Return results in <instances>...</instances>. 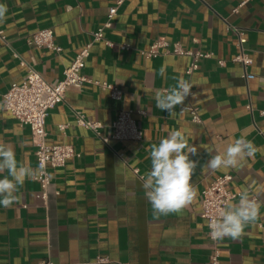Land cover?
I'll return each mask as SVG.
<instances>
[{
	"label": "crops",
	"instance_id": "obj_1",
	"mask_svg": "<svg viewBox=\"0 0 264 264\" xmlns=\"http://www.w3.org/2000/svg\"><path fill=\"white\" fill-rule=\"evenodd\" d=\"M126 0L104 36L113 45L96 41L81 72L88 78L116 84L121 99L85 83L69 87L62 101L48 112L46 141L72 144L79 156L51 168L45 195L35 179L18 189L13 206L0 205V264H208L214 244L200 215L201 190L217 175L232 174L230 189L248 190L259 205L258 218L239 238L217 242L220 264H264V0ZM114 0H0L6 18L0 22V139L10 144L18 161L36 169L35 145L28 125L3 107L11 82H21L27 67L49 83L62 78L82 44L106 18ZM224 20L230 29H224ZM43 27L53 29L60 52L26 42ZM246 35L245 50L253 62L252 78L231 60L237 52V31ZM179 42L190 50L210 51L199 67L186 74L191 56L164 53L145 57L156 37ZM128 43L130 48H120ZM224 59L219 65L217 60ZM164 67L166 79L160 75ZM180 78L194 84L175 114L156 107L157 89L175 86ZM187 104L196 108L191 120ZM252 106V112L246 105ZM121 109L133 110L142 130L140 140L110 139L104 143L75 123L76 110L98 120L109 132ZM59 124H67L64 130ZM172 130L182 131L197 147L199 161L192 181L197 199L180 212L154 214L146 199L143 177L151 168L149 150ZM244 137L257 148L235 168H202L210 159L204 147L222 153L233 139ZM136 169V171H134ZM7 173H0L3 178ZM240 196V195H239ZM239 196L230 202L236 203ZM99 258L103 260L99 261Z\"/></svg>",
	"mask_w": 264,
	"mask_h": 264
},
{
	"label": "built area",
	"instance_id": "obj_2",
	"mask_svg": "<svg viewBox=\"0 0 264 264\" xmlns=\"http://www.w3.org/2000/svg\"><path fill=\"white\" fill-rule=\"evenodd\" d=\"M126 0H114L106 13L105 20L91 32V38L86 41L78 52L74 55L71 62L62 71V78L55 83L47 82L43 76L32 66L27 67L25 78L21 82L13 81L3 94V107L8 110L20 123L29 126L32 141L35 145L36 168L43 166V172L34 178L40 185L43 195L45 188L49 183L48 167L56 168L66 163L69 158L79 156L72 144L64 142L48 143L46 141L45 122L49 110L64 98V93L69 87H80L85 83H91L106 90L114 99L122 98L121 89L114 83L88 78L81 72L85 65L86 59L90 54V48L96 41H102L104 44L111 46L112 42L105 38L104 30L111 27L112 20L117 14L118 8ZM247 0H240L234 11ZM224 29L228 31L230 24L224 20ZM0 38L4 40V35L0 31ZM246 35L243 30L237 31V52L231 60L242 66V76L246 79L252 78L253 74L248 71V66L253 62L252 57L244 48ZM26 42L37 47H46L54 52H60L61 46L55 43L53 29L43 27L31 33ZM120 48H130L128 43L119 44ZM139 52L145 57H155L164 53L186 54L191 56L190 62L186 67L185 73L191 74L199 67V60L203 57H210L212 52L201 50H190L184 48L179 42L168 41L164 37H156L152 40L146 49H140ZM219 65H224L225 60H217ZM246 108L252 112V106L246 105ZM190 113L191 120L199 121V115L196 108L190 104L185 106ZM260 116L264 118V107L258 110ZM134 111L121 109L118 111L116 118L111 122L109 132H104V125L93 119H87L80 110H76L75 123L85 127L93 132L102 142L108 143L110 139L115 140H140L142 130L138 126ZM67 124H59V128L64 130ZM136 171V169H134ZM232 174L225 172L217 175L205 188L201 190L200 215L206 220V235L214 244L213 253L209 257L208 264H220L219 251L217 242L210 235L208 227L212 219L218 218L219 210L230 202L233 198L240 195L230 189ZM103 258H99V261ZM41 264H53L46 261Z\"/></svg>",
	"mask_w": 264,
	"mask_h": 264
},
{
	"label": "clouds",
	"instance_id": "obj_3",
	"mask_svg": "<svg viewBox=\"0 0 264 264\" xmlns=\"http://www.w3.org/2000/svg\"><path fill=\"white\" fill-rule=\"evenodd\" d=\"M6 12V5L0 4V22L6 18ZM160 75L167 78L164 67L160 69ZM193 86L180 78L175 86L157 89L153 97L156 107L173 116L176 107L183 105L189 95H194L191 93ZM204 149L210 159L202 168L221 171L235 168L257 152L253 142L244 137L233 139L222 153L216 152L213 147ZM197 152V147L190 146L180 130L170 131L158 144L151 145V168L143 177V188L154 214L180 212L197 199L199 189L191 181L199 161L190 159V155L195 156ZM5 172L7 175L0 178V205L8 208L20 199L18 189L26 180L38 177L43 172V166L34 169L30 164L18 161L13 147L0 139V173ZM259 209L260 205L250 198L248 190H242L238 202L226 203L219 210L218 218L209 222L211 237L214 240L239 238L246 226L258 218Z\"/></svg>",
	"mask_w": 264,
	"mask_h": 264
}]
</instances>
